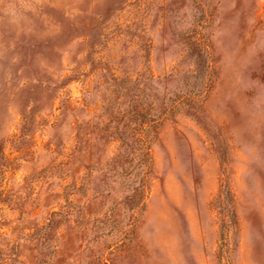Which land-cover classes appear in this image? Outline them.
Returning <instances> with one entry per match:
<instances>
[{
    "label": "rangeland",
    "instance_id": "rangeland-1",
    "mask_svg": "<svg viewBox=\"0 0 264 264\" xmlns=\"http://www.w3.org/2000/svg\"><path fill=\"white\" fill-rule=\"evenodd\" d=\"M0 150L4 264H264V0H0Z\"/></svg>",
    "mask_w": 264,
    "mask_h": 264
},
{
    "label": "trees",
    "instance_id": "trees-1",
    "mask_svg": "<svg viewBox=\"0 0 264 264\" xmlns=\"http://www.w3.org/2000/svg\"><path fill=\"white\" fill-rule=\"evenodd\" d=\"M2 153L3 152L0 150V155ZM4 158H5V155H3L2 160H4ZM5 161H8V160L5 158ZM5 167L7 168L8 166H6L4 162L0 163V172H2L1 174L5 173V171H6ZM4 195L5 194H2L0 192V203H8V205H11V201H9L6 197H4ZM12 208H13V206H12ZM4 256H5L4 252L0 251V264H2V263L4 264V262L7 261V258H5ZM1 261H3V262H1Z\"/></svg>",
    "mask_w": 264,
    "mask_h": 264
}]
</instances>
